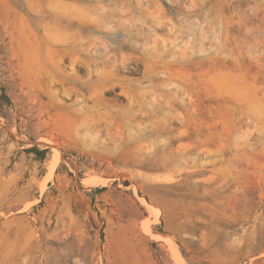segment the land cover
Masks as SVG:
<instances>
[{"label": "rangeland", "instance_id": "374dc122", "mask_svg": "<svg viewBox=\"0 0 264 264\" xmlns=\"http://www.w3.org/2000/svg\"><path fill=\"white\" fill-rule=\"evenodd\" d=\"M3 91L0 264H264V0H0Z\"/></svg>", "mask_w": 264, "mask_h": 264}, {"label": "trees", "instance_id": "16d2710c", "mask_svg": "<svg viewBox=\"0 0 264 264\" xmlns=\"http://www.w3.org/2000/svg\"><path fill=\"white\" fill-rule=\"evenodd\" d=\"M12 105V101L9 96L3 91L0 96V113L4 119L8 122H13V117L10 113L9 107ZM28 153L34 155L38 160L42 162H47L49 159L50 148H41L37 145L26 148ZM104 189V188H102Z\"/></svg>", "mask_w": 264, "mask_h": 264}, {"label": "bare ground", "instance_id": "6f19581e", "mask_svg": "<svg viewBox=\"0 0 264 264\" xmlns=\"http://www.w3.org/2000/svg\"><path fill=\"white\" fill-rule=\"evenodd\" d=\"M58 155H54V157L51 159L50 161V165H49V170H48V173H47V177H50L52 176V174L54 173L55 169H56V166H57V163H58ZM100 179V177H99ZM97 181V180H96ZM91 184L93 183L92 181H89ZM89 183V184H90ZM95 183V182H94ZM150 225V224H149ZM148 225V226H149ZM149 229V227H148ZM150 231V230H149ZM172 241V240H171ZM174 250H175V255L177 256L176 258H178L180 260V255L177 251V249L174 247Z\"/></svg>", "mask_w": 264, "mask_h": 264}]
</instances>
